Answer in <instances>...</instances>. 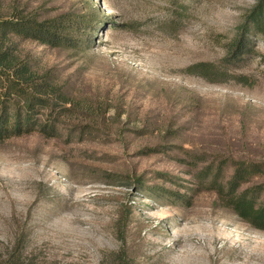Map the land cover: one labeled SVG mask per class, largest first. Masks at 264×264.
<instances>
[{
  "label": "rangeland",
  "instance_id": "rangeland-1",
  "mask_svg": "<svg viewBox=\"0 0 264 264\" xmlns=\"http://www.w3.org/2000/svg\"><path fill=\"white\" fill-rule=\"evenodd\" d=\"M258 1L0 0V14L59 19L80 41L5 40L63 106L53 136L0 141V244L19 239L36 264L121 249L131 264H264V230L197 176L221 158L264 160V34L220 64ZM201 61L222 74L187 70Z\"/></svg>",
  "mask_w": 264,
  "mask_h": 264
},
{
  "label": "trees",
  "instance_id": "trees-1",
  "mask_svg": "<svg viewBox=\"0 0 264 264\" xmlns=\"http://www.w3.org/2000/svg\"><path fill=\"white\" fill-rule=\"evenodd\" d=\"M181 6L186 8L185 5ZM73 28L62 29L59 19L38 20L23 14L21 10L8 16L0 14V141L32 131L53 136L57 130L53 113L59 114L63 106L59 101L61 96H41V93L48 90L52 93L55 86L45 78V74L36 75L28 61L19 60L12 52L13 45L5 43V40L13 34L52 46L77 47L80 41L73 35ZM258 34H264V0H259L245 15L220 64L225 66L232 60L239 62L251 49L249 41ZM187 70L209 81L216 80L222 74L218 64L205 61L194 63ZM41 108L47 109L49 113L42 119L36 115ZM229 168L230 174L227 175ZM197 176L201 182H206L207 188L216 192L222 205L230 208L252 227L264 230V160L221 158L215 164L214 161L203 164ZM140 182L138 185L141 186ZM141 188L152 190L147 185ZM155 190L161 193L160 186L156 185ZM164 193L169 195L171 192ZM130 262L121 249L114 259L103 264ZM0 264L36 263L29 255H24L23 243L18 239L13 243L0 244Z\"/></svg>",
  "mask_w": 264,
  "mask_h": 264
}]
</instances>
